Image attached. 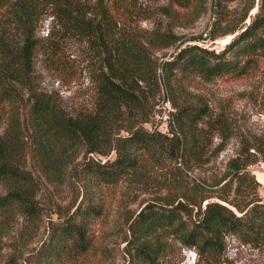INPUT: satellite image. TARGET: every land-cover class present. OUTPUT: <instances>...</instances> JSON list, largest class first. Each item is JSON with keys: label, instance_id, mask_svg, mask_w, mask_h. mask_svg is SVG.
I'll return each instance as SVG.
<instances>
[{"label": "trees", "instance_id": "1", "mask_svg": "<svg viewBox=\"0 0 264 264\" xmlns=\"http://www.w3.org/2000/svg\"><path fill=\"white\" fill-rule=\"evenodd\" d=\"M168 1L170 6H162L160 12L179 26L195 21L204 10L203 0ZM128 5L129 0H0V118L7 120L0 134V241L19 219L28 227L37 223L40 183L30 169L33 166L54 188L65 185L71 174L82 175L89 199V204L73 212L82 222L69 218L55 224L38 251L41 264H60L66 243L87 250V227L99 215L102 191L123 186L120 202H127L132 192L154 195L126 219L124 242L142 264H159L169 238L193 249L201 264H221L227 236L244 245L264 247V203L258 199L241 205L235 200L239 187L232 191L231 186L234 180L249 184L242 171L252 161L235 158L218 179L187 181V173L192 164L199 165L203 152L197 125L210 119L211 113L200 97L189 96L186 86L193 75L239 76L241 59L264 55V0H259L252 17L248 13L253 0L238 25H227L220 35L239 33L220 52L188 44L163 62L166 101L173 109L169 135L143 125L149 123L152 112L148 90H153L154 98L159 89L153 54L175 46L180 38L170 30L149 33L143 39L121 34ZM184 9H190L185 24L178 18V11ZM48 13L71 34L107 50V71L99 77L97 102L89 114L69 115L58 98L34 85L36 32ZM247 17L249 23L239 28ZM217 36L212 29L210 40ZM218 120L222 134L216 151L220 152L229 139V125L222 115ZM111 152L115 158L104 163L94 156ZM80 157L82 162L74 165Z\"/></svg>", "mask_w": 264, "mask_h": 264}, {"label": "rangeland", "instance_id": "2", "mask_svg": "<svg viewBox=\"0 0 264 264\" xmlns=\"http://www.w3.org/2000/svg\"><path fill=\"white\" fill-rule=\"evenodd\" d=\"M251 2L252 0H203V13L191 23H187L190 20V9L178 11L181 13L179 20L187 23L179 26L176 25L177 20L163 16L160 12L162 6L169 5L168 0H129L125 25L120 27L121 34L143 39L149 33L170 30L180 38L175 46L153 54L158 64L159 89L154 98L153 90H148L152 112L149 123L143 125L145 129L169 135L170 112L173 109L166 101L169 94L163 81V62L171 59L180 47L188 44L215 53L223 50L239 32L220 34L227 25H238ZM258 4L259 0H253V8L248 17L255 14ZM171 7L174 8L172 5ZM248 17L239 28L249 23ZM212 29L219 34L214 40L209 37ZM36 39L38 46L32 66L36 89L58 98L71 116L91 113L98 98L99 77L107 71V50L94 41L71 34L67 28L52 19L49 13L39 24ZM239 64L243 68L239 76L205 78L193 75L188 80L186 86L189 96L192 99L200 97L208 106L211 117L197 125L202 131L203 152L199 165L192 164L187 173V181L210 182L214 178L218 179L225 173L227 163L235 158L244 162L252 161L242 171L246 172L244 174L249 184H240V180H234L231 184L232 191L239 187L235 200L241 205L258 199L264 203V55L251 56L248 61L241 59ZM220 115L228 121L229 139L222 151L217 152L222 134L218 122ZM6 126L7 120L0 118V134ZM172 128L179 134L173 124ZM121 134L125 135L123 132ZM94 156L104 163L106 160H113L115 153L111 152L106 157ZM81 162L80 157L74 165L78 166ZM30 169L40 183L37 196L39 218L30 227L22 219L11 227L0 241V264H41L37 260L38 251L48 241L55 224L69 218L74 223L82 222V218L74 216L73 212L76 207L89 204L88 197H85V180L82 175L71 174L65 185L54 188L38 176L33 166ZM76 170L80 171L78 168ZM156 174L159 173H153L154 176ZM124 190L125 186L102 191L99 215L87 227L88 249L81 251L71 243H66V254L60 264H142L131 255L133 251L124 242L128 235L126 219L142 207L145 199L154 195L149 192H132L133 197L127 202L125 199L120 202L118 197ZM232 191L229 195L231 198L234 196ZM221 194L225 195V190ZM167 245L166 254L159 264H201L193 249L183 247L173 238H169ZM220 261L221 264H264V247L244 245L233 236H227Z\"/></svg>", "mask_w": 264, "mask_h": 264}]
</instances>
